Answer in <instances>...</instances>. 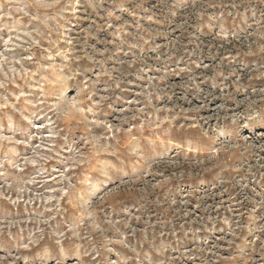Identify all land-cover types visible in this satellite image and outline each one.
<instances>
[{"label":"clouds","instance_id":"9594fccd","mask_svg":"<svg viewBox=\"0 0 264 264\" xmlns=\"http://www.w3.org/2000/svg\"><path fill=\"white\" fill-rule=\"evenodd\" d=\"M258 132L264 0H0V264H264Z\"/></svg>","mask_w":264,"mask_h":264},{"label":"rangeland","instance_id":"374dc122","mask_svg":"<svg viewBox=\"0 0 264 264\" xmlns=\"http://www.w3.org/2000/svg\"><path fill=\"white\" fill-rule=\"evenodd\" d=\"M161 43H164V41H160ZM183 43H187V41H183ZM205 63H207V61H205ZM245 135H247V134H245ZM257 135V137H259L261 140H264V133H257L256 134ZM253 141L250 139L249 140V143H252ZM75 255H73L72 257H70V258H67V264H73V261L75 260Z\"/></svg>","mask_w":264,"mask_h":264}]
</instances>
